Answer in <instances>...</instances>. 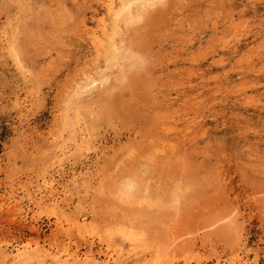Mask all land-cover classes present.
<instances>
[{
    "label": "rangeland",
    "instance_id": "obj_1",
    "mask_svg": "<svg viewBox=\"0 0 264 264\" xmlns=\"http://www.w3.org/2000/svg\"><path fill=\"white\" fill-rule=\"evenodd\" d=\"M141 3L0 0V246L264 264V0Z\"/></svg>",
    "mask_w": 264,
    "mask_h": 264
},
{
    "label": "bare ground",
    "instance_id": "obj_2",
    "mask_svg": "<svg viewBox=\"0 0 264 264\" xmlns=\"http://www.w3.org/2000/svg\"><path fill=\"white\" fill-rule=\"evenodd\" d=\"M87 2V1H86ZM142 2V3H141ZM138 4V3H141V4H144V3H148L150 4L151 3V0H101V5L106 7L107 10L112 14V17L114 19V24L112 26H108V24H102L103 27H102V31L100 34H94L93 33V36H92V39L90 41V43L92 44V47H93V50L95 51V55L97 57H102V58H108L107 55L109 53V49L111 54L113 53V50L115 49L116 51L114 52H117V54H115L114 56V59H112V57L110 56L111 54H109V57H111V59L115 60V58H117L116 56L119 54L118 51H117V48L114 47V49L112 50L111 47H109V40L110 38H112V34H116L115 33V29L117 30V28H120L119 27V24L121 21L123 20H127L129 23L131 20H133V18L136 19V13L134 12V4ZM94 6V5H92ZM140 7L143 8L144 10V7L143 5H140ZM139 8V7H138ZM141 10V8L139 9ZM142 10V11H143ZM106 12V11H105ZM139 14L141 13V11L138 12ZM94 16L96 15V13L93 14ZM136 16V17H135ZM141 16V15H139ZM87 17V16H86ZM99 18V17H98ZM101 18V17H100ZM107 18V17H106ZM97 21H100V20H97ZM102 22V21H100ZM104 22V21H103ZM133 22V21H132ZM84 26H86V22L84 21ZM95 23V22H94ZM97 24V23H96ZM100 26V24H97ZM91 26V25H90ZM89 26V27H90ZM114 26H117V28H113ZM121 26V25H120ZM101 27V26H100ZM85 28V27H84ZM91 28V27H90ZM97 28V27H96ZM94 28V29H96ZM93 29V31H94ZM101 30V29H99ZM87 31V29H86ZM91 31V30H90ZM103 32V33H102ZM81 34V32H80ZM87 34V33H86ZM91 36L92 34H88V36ZM82 38V36H81ZM91 38V37H90ZM89 39V37H88ZM89 43V44H90ZM87 44V45H89ZM110 44H113L112 42ZM91 47V48H92ZM8 48L10 51V53L12 54L13 53V46L9 43L8 44ZM125 53V52H124ZM127 54V53H126ZM126 54H124L123 56H125ZM120 57V56H119ZM126 58V57H125ZM103 60V59H102ZM107 60V59H106ZM99 61V60H98ZM110 61V60H109ZM108 61V63H110ZM105 62V61H104ZM25 73V72H23ZM26 74V73H25ZM101 79V78H100ZM88 80V79H87ZM99 78H91L90 81L88 82H85L84 85L87 83L88 86H91L94 88V86H98L97 83H99ZM100 82H103V81H100ZM89 87V88H91ZM99 87V86H98ZM88 89V88H87ZM96 89V88H95ZM84 90V89H83ZM90 92V91H88ZM91 92H92V89H91ZM86 93V92H85ZM165 125V124H164ZM86 133V132H85ZM86 135H84L82 137V139L85 137ZM86 139V137H85ZM156 140V139H155ZM85 141V140H83ZM87 142V141H86ZM166 144V143H164ZM81 145V144H80ZM174 145V144H173ZM166 146V145H165ZM175 147V146H174ZM173 148V147H172ZM165 154V153H164ZM161 155V154H160ZM130 185V184H129ZM132 187V184L130 185ZM50 187L53 188V184L50 183ZM126 224V223H125ZM130 224V223H129ZM127 225V224H126ZM140 225V224H139ZM137 226V225H136ZM36 228V227H35ZM35 228H32L33 230H35ZM140 229V226L139 228ZM138 229H133V228H129L128 229H123L121 232L122 234L125 236L124 238L128 241H130L131 244H138L141 242V240H145V238H148L149 239V236L147 235V233L145 234V237H143V233H141L140 230ZM143 231V229H142ZM146 235L148 237H146ZM152 237V236H151ZM147 239V240H148ZM151 240V239H149ZM151 242V241H150ZM149 241L147 243H150ZM142 243V242H141ZM145 243V242H144ZM130 244V245H131ZM146 244V243H145ZM175 244V242H174ZM177 244V243H176ZM175 244V245H176ZM160 245V244H159ZM158 245V246H159ZM171 245V244H170ZM162 247V246H160ZM11 248V247H10ZM30 248V247H29ZM27 249V248H15V249H9L5 246H0V262L2 264H44V259L41 257V256H44L45 254L47 253H44L43 252V249H41L39 246L35 247L34 250H30V249ZM166 248V247H165ZM44 253V255H43ZM48 255H50V253L47 254V256L45 257H48ZM68 255V256H67ZM70 255V256H69ZM52 259H53V263L52 264H94V259L92 258H89V257H85V258H81L78 254H72L70 252H68L66 254V257H64L63 259V256L62 255H58L57 254H53L52 253ZM51 259V260H52ZM50 263V262H49ZM96 264V263H95ZM98 264H108V262H99ZM233 264H246L244 262V258L243 256H241L240 254H236L235 257H234V260H233Z\"/></svg>",
    "mask_w": 264,
    "mask_h": 264
}]
</instances>
